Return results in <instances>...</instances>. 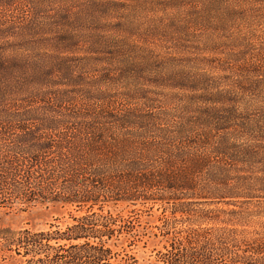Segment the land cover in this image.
Here are the masks:
<instances>
[{
	"label": "rangeland",
	"instance_id": "374dc122",
	"mask_svg": "<svg viewBox=\"0 0 264 264\" xmlns=\"http://www.w3.org/2000/svg\"><path fill=\"white\" fill-rule=\"evenodd\" d=\"M144 118L169 131L195 125V140L210 145L194 153L231 169L229 185L254 181L252 199L184 202L219 215L226 223L217 225L245 240L243 248H264V0H0V231H29L39 241L33 255L0 239V264H66L64 242L44 237L84 208L31 198L47 191L52 145L83 139L78 126L143 140ZM21 184L29 199L17 192ZM101 203L127 217L135 235L131 244L126 234L106 240L112 263L161 264L156 251L190 222L165 218L169 206L159 203Z\"/></svg>",
	"mask_w": 264,
	"mask_h": 264
},
{
	"label": "trees",
	"instance_id": "16d2710c",
	"mask_svg": "<svg viewBox=\"0 0 264 264\" xmlns=\"http://www.w3.org/2000/svg\"><path fill=\"white\" fill-rule=\"evenodd\" d=\"M194 126L180 123L169 131L171 126L166 127L165 123L157 122L154 118H144L140 125L142 131H139L144 135L143 140L131 139L130 132L122 139L109 138L108 127L91 136V132H84L78 126L75 131L81 132L83 139L79 138L76 142L63 139L52 145L58 154L55 155L57 159L52 170L48 171L47 191L43 189L44 194L37 193L31 198L84 208V214L73 218L74 223L66 226L62 232L47 233L44 237L46 241L64 242L58 247L65 248L64 258L67 262L62 261V254H58L60 261L66 264H122L109 261L112 249L106 247V240L111 239L114 233L119 236L126 234L131 237H127L131 244L135 235L132 222L127 217L121 221L103 211L101 201L112 200L128 204L159 203L162 207L169 206L165 211L170 217L167 215L165 218L176 220V214H180V218L190 220L189 225L173 231L174 235L164 246V252L156 251V262L264 264L262 244L247 250L243 248L245 240L229 238L225 231L228 227L217 225V221L226 222L219 215H213L212 210L195 212L187 208L184 202L187 199H208L230 204L228 201L232 199L237 202L257 197L249 187L254 181L237 177L235 183L229 185L231 169L212 162L208 155L193 152V148L206 149L210 145L202 138L195 140L197 128ZM104 132L106 137H103ZM186 136L193 139L183 140ZM170 142L173 144H166ZM219 149L222 148H212L215 153L220 152ZM232 154L230 158L235 159L236 154ZM41 177L45 178L46 175ZM242 186L247 190H243ZM26 188L25 184H21L16 190L21 197L29 199ZM95 205L96 210L93 209ZM229 212L232 219L239 217L238 210L231 209ZM208 223L216 226H202ZM35 236L29 231L18 233V236L9 230L0 231V239L8 246H22L29 251H33L31 246L39 243ZM37 253L33 251V255ZM130 259L132 261L126 264H134V258Z\"/></svg>",
	"mask_w": 264,
	"mask_h": 264
}]
</instances>
